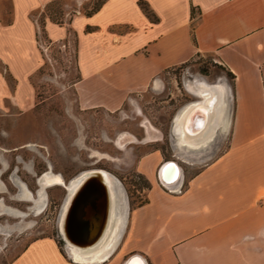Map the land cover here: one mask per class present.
Masks as SVG:
<instances>
[{
	"label": "crops",
	"instance_id": "1",
	"mask_svg": "<svg viewBox=\"0 0 264 264\" xmlns=\"http://www.w3.org/2000/svg\"><path fill=\"white\" fill-rule=\"evenodd\" d=\"M54 1L0 0V110L5 102L25 109L34 97L29 78L40 54L32 13ZM41 27L49 42L73 36L81 110L116 111L165 70L201 55L230 79L209 84L221 88L223 110L199 150L179 148L172 132L183 159L223 148L172 185L159 182L160 151L142 155L145 202L124 206L116 246L92 264H264V0H103ZM200 117L209 123L214 115ZM72 259L42 237L7 264H85Z\"/></svg>",
	"mask_w": 264,
	"mask_h": 264
},
{
	"label": "rangeland",
	"instance_id": "2",
	"mask_svg": "<svg viewBox=\"0 0 264 264\" xmlns=\"http://www.w3.org/2000/svg\"><path fill=\"white\" fill-rule=\"evenodd\" d=\"M101 1L55 0L32 13L38 24L40 54L39 66L29 78L34 97L25 109L5 102L0 110V264L9 263L29 242L42 237L53 238L72 260L58 234L59 219L66 187L81 173L102 170L108 174L115 190H121L127 211L144 201L149 187L136 170L142 155L158 149L166 161L177 164L182 178L224 146L211 154H189L183 159L171 135L172 122L180 110L199 100L190 93L189 85L196 89V82L211 87L209 84L230 80L207 55L165 70L116 111L77 107L73 36L49 42L41 24L45 18L64 22L77 10L89 13ZM47 172L59 175L64 184L43 188L39 197V178Z\"/></svg>",
	"mask_w": 264,
	"mask_h": 264
},
{
	"label": "bare ground",
	"instance_id": "3",
	"mask_svg": "<svg viewBox=\"0 0 264 264\" xmlns=\"http://www.w3.org/2000/svg\"><path fill=\"white\" fill-rule=\"evenodd\" d=\"M196 86L197 88L194 89L189 85V90L200 99L197 102L188 103L173 121V133L177 137L175 143L179 148L187 151L199 150L201 144L207 139L206 137L210 136L212 132L214 134L217 126L216 121L223 110V94L220 87L216 91L201 82H196ZM201 112L214 115L213 120L207 123L200 117ZM163 174L167 183L162 182L160 169L161 182L165 185H172L180 175V168L173 162ZM39 184L38 196L41 197L43 188L64 183L59 175L47 172L39 178ZM66 188L65 202L59 219V233L65 241L70 256L72 255L77 262L97 263L106 258L118 242L120 216L124 211L122 192L119 188L115 190L112 178L102 170L83 172L73 179ZM95 192L104 194V211L98 228L90 235V226L84 220L86 217L84 205L87 203V207H92V200L96 197ZM92 212L95 214L93 208ZM95 219L96 216L92 220L95 221Z\"/></svg>",
	"mask_w": 264,
	"mask_h": 264
},
{
	"label": "water",
	"instance_id": "4",
	"mask_svg": "<svg viewBox=\"0 0 264 264\" xmlns=\"http://www.w3.org/2000/svg\"><path fill=\"white\" fill-rule=\"evenodd\" d=\"M196 98L200 99L199 96H196ZM171 135L173 138H175L174 135L172 134V132H171ZM171 164H173V162L167 161L164 163L163 167L161 168V180L164 183H167V182L164 179L163 173H164L165 169L167 167H169ZM178 178H179V176H178ZM159 180H160V178H159ZM95 196L96 197L92 200V207L91 208H90V206L87 207V205H88L87 203L84 205V208L86 207V211H84V213L86 214V217L84 220H86L90 226V230H89L90 235L93 234L96 231V229L98 228V225L101 222L102 213L104 211V194L101 192H97L95 194ZM92 208L95 210V214L92 212ZM94 216H96L95 221L92 220L94 218ZM58 234H59L62 242L65 244V241L63 240L61 234L59 232H58Z\"/></svg>",
	"mask_w": 264,
	"mask_h": 264
},
{
	"label": "trees",
	"instance_id": "5",
	"mask_svg": "<svg viewBox=\"0 0 264 264\" xmlns=\"http://www.w3.org/2000/svg\"><path fill=\"white\" fill-rule=\"evenodd\" d=\"M102 1H103V0H102ZM102 1H101V2H102ZM101 2H100V3H101ZM100 3L98 4V6L100 5ZM98 6H97V7H98ZM138 6H139V8L142 10V12H143L147 17L151 18V14H150L149 10L147 9L145 3L139 1V2H138ZM97 7H96V8H97ZM96 8H95V9H96ZM191 14H192V11H191ZM229 76H230V75H229ZM144 202H145V200H144L142 203H144ZM142 203H141V204H142ZM138 205H140V204H138ZM138 205H137V206H138Z\"/></svg>",
	"mask_w": 264,
	"mask_h": 264
},
{
	"label": "built area",
	"instance_id": "6",
	"mask_svg": "<svg viewBox=\"0 0 264 264\" xmlns=\"http://www.w3.org/2000/svg\"><path fill=\"white\" fill-rule=\"evenodd\" d=\"M159 182L161 183V185H163V183L159 180Z\"/></svg>",
	"mask_w": 264,
	"mask_h": 264
},
{
	"label": "flooded vegetation",
	"instance_id": "7",
	"mask_svg": "<svg viewBox=\"0 0 264 264\" xmlns=\"http://www.w3.org/2000/svg\"><path fill=\"white\" fill-rule=\"evenodd\" d=\"M64 244V243H63Z\"/></svg>",
	"mask_w": 264,
	"mask_h": 264
}]
</instances>
